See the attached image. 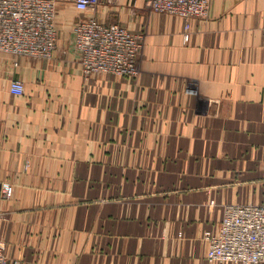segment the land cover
<instances>
[{"label": "crops", "instance_id": "crops-1", "mask_svg": "<svg viewBox=\"0 0 264 264\" xmlns=\"http://www.w3.org/2000/svg\"><path fill=\"white\" fill-rule=\"evenodd\" d=\"M55 1L52 58L0 53L11 264H244L210 260L204 234L226 204L264 201V0H211L188 41L146 0ZM88 16L144 36L137 75L85 76L74 27Z\"/></svg>", "mask_w": 264, "mask_h": 264}, {"label": "built area", "instance_id": "built-area-1", "mask_svg": "<svg viewBox=\"0 0 264 264\" xmlns=\"http://www.w3.org/2000/svg\"><path fill=\"white\" fill-rule=\"evenodd\" d=\"M102 0H75L82 12L94 11ZM151 10L177 15L184 20L183 37L190 39L191 20L207 18L211 0H146ZM55 0H0V53L50 59L59 36L55 21ZM75 48L85 76L96 73L137 75L144 36L118 23H102L95 16L84 17L74 27ZM10 91L21 95L23 81L12 78ZM194 93L195 90L190 89ZM14 186L0 183V198L11 199ZM207 256L218 263L264 262V201L229 203L215 232L207 231ZM0 264H11L6 244L0 239Z\"/></svg>", "mask_w": 264, "mask_h": 264}]
</instances>
